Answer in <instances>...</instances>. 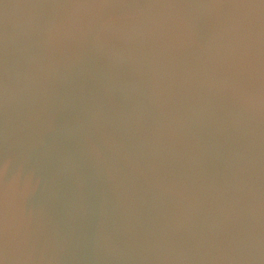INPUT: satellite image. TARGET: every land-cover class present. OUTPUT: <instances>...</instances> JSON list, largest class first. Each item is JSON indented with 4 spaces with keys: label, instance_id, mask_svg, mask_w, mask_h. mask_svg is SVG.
<instances>
[{
    "label": "clouds",
    "instance_id": "obj_1",
    "mask_svg": "<svg viewBox=\"0 0 264 264\" xmlns=\"http://www.w3.org/2000/svg\"><path fill=\"white\" fill-rule=\"evenodd\" d=\"M0 124L73 215L5 195L0 264H264V0L4 3Z\"/></svg>",
    "mask_w": 264,
    "mask_h": 264
},
{
    "label": "water",
    "instance_id": "obj_2",
    "mask_svg": "<svg viewBox=\"0 0 264 264\" xmlns=\"http://www.w3.org/2000/svg\"><path fill=\"white\" fill-rule=\"evenodd\" d=\"M15 2L0 0V18L3 4ZM213 171L222 174L223 164L214 162ZM5 195L10 202V216L16 223L47 232L53 227L63 231L73 222L71 193L63 178L37 153L12 149L0 124V209ZM61 264H96V261L82 253L76 257L66 255Z\"/></svg>",
    "mask_w": 264,
    "mask_h": 264
}]
</instances>
